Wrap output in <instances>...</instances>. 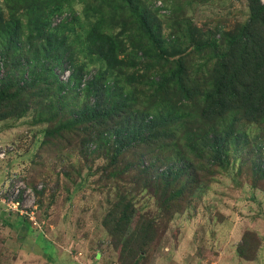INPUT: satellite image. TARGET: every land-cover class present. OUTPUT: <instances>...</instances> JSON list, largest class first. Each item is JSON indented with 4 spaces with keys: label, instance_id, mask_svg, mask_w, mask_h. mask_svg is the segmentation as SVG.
Returning <instances> with one entry per match:
<instances>
[{
    "label": "rangeland",
    "instance_id": "374dc122",
    "mask_svg": "<svg viewBox=\"0 0 264 264\" xmlns=\"http://www.w3.org/2000/svg\"><path fill=\"white\" fill-rule=\"evenodd\" d=\"M256 1L0 0V57L9 75L4 94L0 87V264H132L125 242L116 247L107 226L120 194L142 217L156 220L154 242L141 248L134 264H264V114L234 94L253 81L233 94L224 89L216 98L213 91L220 71L236 69L243 79L249 69L238 66L252 59L240 37L250 34L249 52H264V14ZM97 33L118 42L122 65L111 68L93 53L90 40ZM155 45L167 60H159ZM23 58L28 73L42 64L48 70L24 93L17 90ZM177 73L179 84H155ZM82 75L76 93L57 86H73ZM95 77L127 92L135 111L145 112L150 99L182 112V105L190 106L184 117H194L207 132L205 106L227 104L226 110L205 111L213 122L222 121L216 133H229L225 159L214 166L204 154L208 159L196 164L203 166L197 184L171 219L161 216L154 190L133 182L134 166L150 169L154 162L144 151L140 156L143 148L128 149L113 165L106 136L85 143L67 128L71 109L88 101L85 87ZM11 200L18 209L10 208ZM5 220L19 228H8ZM31 228L49 244L42 237L35 242ZM136 228L135 218L126 231Z\"/></svg>",
    "mask_w": 264,
    "mask_h": 264
},
{
    "label": "trees",
    "instance_id": "16d2710c",
    "mask_svg": "<svg viewBox=\"0 0 264 264\" xmlns=\"http://www.w3.org/2000/svg\"><path fill=\"white\" fill-rule=\"evenodd\" d=\"M256 2L258 4V12L263 15L264 5H261L259 0ZM128 3L131 2L128 0ZM133 12L138 13V10L133 8ZM249 39L250 34L248 33L238 39L242 43V51L246 50L248 54L252 55L251 60L240 59L238 64V66H242L245 69L249 68L246 74H242L244 78L240 79L238 75L237 77L235 76L238 73L236 69H234L235 73H232V69H229L228 73L224 75L220 71L213 79L215 81L213 91H215L214 95L217 98L224 89H230L233 94L234 91L239 90L238 87L241 84L249 83L248 80L253 81L254 84L249 88L243 91H236L234 94L242 99H249L255 111L263 112L264 114V52H261L262 50L260 49L258 52L257 48L249 52ZM90 41L93 53L103 58L109 67L114 68L122 65V61L119 60V44L112 36L97 33ZM203 45H206V43ZM153 47L157 51L160 50L156 45ZM255 50L256 53L258 52L257 56H255ZM159 53V60H167L161 50ZM26 59L23 58L21 60L22 76L17 80V90L23 93L34 88L40 80L41 73L48 71L42 64L40 70L34 69L28 73ZM49 75L51 78H55L53 70L49 71ZM181 75L182 73L175 74V77L167 79L165 84L163 83L164 81L155 82V84L162 87L161 89H164L170 83L179 84ZM8 76L7 73L2 84L1 94L6 92ZM83 79L84 75L74 77L73 86L57 81V86H59L60 91L76 93ZM112 83L108 80L107 84L101 85L97 77L88 81L85 87L88 101L81 107L71 109V122L67 128H71L76 134L75 138L82 139L85 143L94 144L101 139V135L106 136L111 147V162L113 165L120 161L123 153L128 149L143 148L137 151L140 156L141 151H144L143 155L148 156L154 162L150 169L134 166L131 171H137L138 176L135 177L138 178L133 180V182L137 186L144 184L147 190H154L155 196L160 201L158 209L162 211L161 216L164 215L163 217L171 219L177 209L184 206L182 198L188 196L189 192L197 184L199 180L197 174L199 170L202 171L203 166L201 165L199 168L196 164L203 159H208L204 154L209 153L208 160L214 166L222 164L225 159L224 146L228 140L229 133L225 132L223 135L216 133L215 127H221L222 121L220 120L219 123L213 122L212 117L206 112L211 113V111L216 109L226 110L228 106L226 103L217 105L215 102L209 108L205 106L206 112L203 111L202 113L203 118L207 121V128H209L207 132L206 129L198 126L197 119L194 117H184L188 113L190 106L182 105L184 110L182 112L179 106L175 107V109H169L150 99L145 106V112L135 111V107L128 100L129 94L127 92L120 93L119 86ZM159 87L155 86L156 90H160ZM189 93H187L188 96L186 97L190 96ZM91 99H94V101L91 102ZM218 117L220 116L214 115V119L217 121L218 119L216 118ZM233 125L234 121L231 122L229 127L232 128ZM170 128H173V130L168 131ZM170 132H175V135L170 136ZM49 135H53L52 132ZM160 165H165V168L158 176L154 177V180H151L149 176ZM261 171H264V163ZM113 210L108 217L107 226L115 237L116 247L125 242L124 245L128 255L126 260H130L131 257L132 264H134V260L139 256L141 248H146L154 242L153 237L158 231L156 229V220L142 217L136 211L132 200H127L125 194L119 195V200ZM135 218L137 223L136 231L129 235L126 230L132 225ZM31 235H33V230ZM127 236H130L128 240L126 239ZM133 245H136L138 249L133 248Z\"/></svg>",
    "mask_w": 264,
    "mask_h": 264
},
{
    "label": "built area",
    "instance_id": "2783aa9c",
    "mask_svg": "<svg viewBox=\"0 0 264 264\" xmlns=\"http://www.w3.org/2000/svg\"><path fill=\"white\" fill-rule=\"evenodd\" d=\"M5 77H6L5 67H4L3 60L0 57V87L3 84ZM7 203H8V205H10L11 209H18V207H19V202H16L14 200H11Z\"/></svg>",
    "mask_w": 264,
    "mask_h": 264
},
{
    "label": "crops",
    "instance_id": "0c3cea01",
    "mask_svg": "<svg viewBox=\"0 0 264 264\" xmlns=\"http://www.w3.org/2000/svg\"><path fill=\"white\" fill-rule=\"evenodd\" d=\"M1 201V200H0ZM7 221L8 220H5V222L7 223ZM7 226H9L8 228H11V229H17V228H19V226H17V224H13L12 222H8L7 224H6ZM30 231L29 232H31L32 233V230H33V235L32 236H35V242H38L39 240H40V237H42V236H40V234H36V232H35V230H34V228H31V229H29ZM42 240H44V238L42 237V239H41V241ZM45 241V240H44ZM43 242V241H42ZM45 243L46 244H48L47 243V240L45 241ZM29 260H26L25 258H24V260L25 261H23V263H27V262H31L33 259L32 258H28Z\"/></svg>",
    "mask_w": 264,
    "mask_h": 264
}]
</instances>
